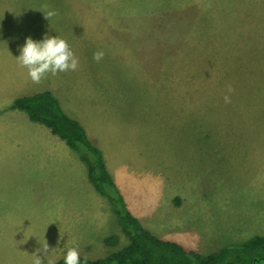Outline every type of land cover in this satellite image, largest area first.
<instances>
[{"label": "crops", "instance_id": "crops-1", "mask_svg": "<svg viewBox=\"0 0 264 264\" xmlns=\"http://www.w3.org/2000/svg\"><path fill=\"white\" fill-rule=\"evenodd\" d=\"M188 1V5L195 3V0ZM149 2L157 3L163 12L166 2L176 3V0ZM211 2L213 0H200L199 7L204 9ZM54 4L57 6L50 11L56 13L57 8L65 10L69 5H80L75 2ZM77 12L65 11L66 18L71 20ZM79 14L85 17L82 12ZM56 17L37 19L36 25L30 22L1 26L0 264H34L35 255L42 264L55 263L64 259L71 247L78 248L82 258L103 259L109 256L106 252H115L118 244L124 241L125 234L111 204L90 182L87 166L80 155L51 129L31 121L26 112L15 106L18 99L43 93L53 95L64 113L83 127L92 144L102 152L127 208L144 228L161 239L175 241L203 255L219 252L225 247V232L214 230V212H202L199 220L197 212L189 216L190 210H184L191 200L188 194H175L167 199L175 209L168 213L160 210L161 204L168 205L164 196L149 195L153 190L148 187L143 172V178L135 177L133 167L140 160L144 169L143 158L134 156L132 160L136 162L127 160L128 152L141 154L137 151L140 146L134 147L140 144L133 133L135 125L127 124L125 119L126 104L134 101L122 89L117 93L118 80L108 72L117 71L119 84H123V88L127 85L131 95L142 91L140 97H137L138 92L134 98L141 110L151 98H160L164 67L160 50L151 53L145 48L144 36L146 34L149 40L151 35L149 28L144 27V20L138 18L133 24L128 21H135V18L123 17L122 21L115 22L106 17H85L94 22L89 29L86 25L69 26L70 38L80 35L76 39L78 48L92 49L72 50L79 60L76 71L60 72L55 76L49 73L41 83L35 84L16 58L29 36L38 42L45 35L64 37L59 34L64 17ZM122 33L132 34L125 37L119 35ZM70 48L73 47L70 45ZM97 51L104 53L99 62L93 59ZM162 52L164 54V50ZM156 202L159 207L157 204L150 206ZM260 209V214L255 215L254 230L263 233L259 237H264L260 229L264 226V199ZM112 236H117L116 243L108 242ZM46 242L49 245L47 257L42 251L37 252Z\"/></svg>", "mask_w": 264, "mask_h": 264}, {"label": "rangeland", "instance_id": "rangeland-1", "mask_svg": "<svg viewBox=\"0 0 264 264\" xmlns=\"http://www.w3.org/2000/svg\"><path fill=\"white\" fill-rule=\"evenodd\" d=\"M56 2L80 3L57 8L56 18L64 17L59 34L69 39L71 50L92 49L78 48L80 35L68 34L69 26L89 29L94 22L87 18H135L128 21L133 24L140 18L149 28L145 48L160 50L164 67L160 98H151L141 110L134 98L142 91L131 95L127 85L119 84L117 71L108 74L118 80L117 93L122 89L134 101L126 104L125 119L135 125L140 144L134 147L140 146L141 154L126 156L128 161L143 158L144 169L140 160H132L137 161L135 177L143 178V172L154 192L149 195L164 196L168 205L160 200V210L168 213L175 208L167 199L188 194L191 200L184 210H190L189 216L197 212V220L202 212L213 211L214 230L225 232V247L263 235L254 230V220L264 199V0H213L204 9L200 0L190 5L176 0L166 2L163 12L149 0H0V31L6 25H36ZM65 11L78 15L69 20ZM229 85L232 93L227 92ZM226 94L230 103H225ZM154 204L159 207L158 202L150 206ZM128 243L125 235L118 250L106 253Z\"/></svg>", "mask_w": 264, "mask_h": 264}, {"label": "trees", "instance_id": "trees-1", "mask_svg": "<svg viewBox=\"0 0 264 264\" xmlns=\"http://www.w3.org/2000/svg\"><path fill=\"white\" fill-rule=\"evenodd\" d=\"M15 106L28 114L31 121L51 129L80 155L95 189L111 204L129 244L103 259L81 257V264H264V237L224 247L217 253L203 255L175 241L164 240L144 228L134 217L109 173L102 152L87 137L83 127L61 109L50 93L18 99ZM117 236L108 242L116 243ZM52 264H65L62 259Z\"/></svg>", "mask_w": 264, "mask_h": 264}, {"label": "clouds", "instance_id": "clouds-1", "mask_svg": "<svg viewBox=\"0 0 264 264\" xmlns=\"http://www.w3.org/2000/svg\"><path fill=\"white\" fill-rule=\"evenodd\" d=\"M45 18L50 20L57 15L55 11H43ZM104 53L97 51L93 54V59L99 62L103 59ZM19 65L28 70V76L35 84L41 83L47 74L53 76L60 72L76 71L79 67V60L71 50L68 42L59 36L45 35L42 41H35L32 37L26 39V43L20 48V55L16 58ZM234 89L229 85L227 92L232 93ZM225 103H230V95H225ZM43 252L47 257L49 253L48 243L42 244V248L37 252ZM34 264H42V260L35 255ZM87 258H85L86 260ZM65 264H81V256L78 248H68L64 257ZM48 264H52L48 261Z\"/></svg>", "mask_w": 264, "mask_h": 264}]
</instances>
